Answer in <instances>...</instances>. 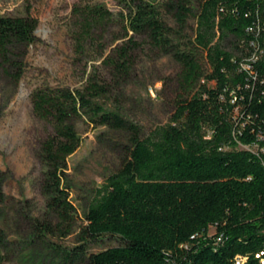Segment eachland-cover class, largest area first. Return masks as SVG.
Returning a JSON list of instances; mask_svg holds the SVG:
<instances>
[{"label":"trees","instance_id":"trees-1","mask_svg":"<svg viewBox=\"0 0 264 264\" xmlns=\"http://www.w3.org/2000/svg\"><path fill=\"white\" fill-rule=\"evenodd\" d=\"M112 1L117 10L74 7L78 51L111 35L115 46L107 54L101 48L97 59L127 79L149 47L179 65L182 95L169 122L144 135L101 103L110 86L97 77L82 89L34 90L33 113L51 127L37 152L48 213L29 217L27 237L47 245L51 264H238V258L264 264V0ZM191 17L194 37L184 41ZM37 25L31 15L0 16V72L11 76L16 69L20 77ZM83 117L126 132L129 147L71 249L50 237L76 227L64 175L81 143ZM237 145L257 150H233ZM5 202L0 182V205ZM108 236L119 244L92 250ZM9 243L0 227V264H13Z\"/></svg>","mask_w":264,"mask_h":264},{"label":"rangeland","instance_id":"rangeland-1","mask_svg":"<svg viewBox=\"0 0 264 264\" xmlns=\"http://www.w3.org/2000/svg\"><path fill=\"white\" fill-rule=\"evenodd\" d=\"M157 3L163 0H148ZM197 1V0H192ZM100 4L117 10L112 0H0V16L31 15L37 22L35 42L26 48L21 75L0 72V182L6 202L0 205V227L9 240L13 264H51L46 244L30 241L29 217H45L48 210L41 191L43 166L37 158L40 142L51 132L48 122L37 118L31 94L41 87L82 89L90 76L110 86V94L100 101L138 124L144 135L169 122L180 95L179 65L170 57L145 47L127 79H118L97 59L115 46L111 35L96 44L85 45L80 52L73 38L74 7ZM171 25L176 28L174 22ZM196 19L191 17L183 34L192 39ZM179 41L178 39L175 42ZM206 67V62L203 60ZM211 84V83H210ZM80 146L68 157L64 186L75 208L76 227L66 237H50L59 246L79 245V225L89 206L102 192L107 178L115 174L129 147L128 134L106 126H97L86 117L77 123ZM257 150V146L237 145L235 151ZM214 233L210 229L208 235ZM119 241L105 237L92 246L93 251L116 246ZM245 262V261H244Z\"/></svg>","mask_w":264,"mask_h":264},{"label":"built area","instance_id":"built-area-1","mask_svg":"<svg viewBox=\"0 0 264 264\" xmlns=\"http://www.w3.org/2000/svg\"><path fill=\"white\" fill-rule=\"evenodd\" d=\"M244 259L238 258V264H244Z\"/></svg>","mask_w":264,"mask_h":264}]
</instances>
